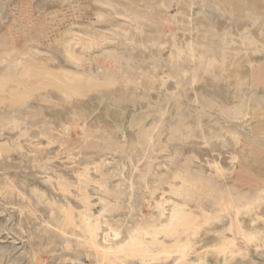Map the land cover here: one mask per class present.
Instances as JSON below:
<instances>
[{"label":"bare ground","instance_id":"6f19581e","mask_svg":"<svg viewBox=\"0 0 264 264\" xmlns=\"http://www.w3.org/2000/svg\"><path fill=\"white\" fill-rule=\"evenodd\" d=\"M73 1L75 0H37L35 9L37 14H41L47 9L49 2L66 5ZM89 1L100 13H96L97 20L76 22L69 32L66 31L67 35L73 38L72 42L65 47L66 55L80 65L86 63L87 53L95 50L96 46L100 47V52L106 57L113 58L112 62L116 66H119L121 57L126 54H129L130 62L146 63L145 54L149 53L152 58L148 64L151 63L154 69L166 68L169 71V77L174 78L173 74H177L186 85L193 88L198 80L200 69L215 67L217 63H220L223 69H227L228 66L235 67V63L229 61L231 59L230 50L235 51L237 56L241 52L249 56L251 53L257 54L264 51L262 46L264 41L255 38L250 33V27L239 32L242 47L232 49L230 42H235L233 38L235 36L231 29L219 30L214 14L206 13L208 26L202 43L188 41L186 48L177 45L173 47L174 51L165 60L162 56L154 55L155 51L165 49L166 43L161 41L164 34L159 31V23L152 18L153 15H159L162 18L169 16V8L165 2L128 0L132 4L145 5V8L132 10L121 0ZM189 1L192 6L200 3L203 9L215 8L229 23L256 21L257 25L264 26V9L259 8L264 5V0ZM16 11L15 0H0V38H3L4 24L14 17ZM169 28L170 35L176 36L179 33L173 26L170 25ZM193 31L192 23L185 26L186 34H191ZM29 33L33 38L34 35L40 33V30L37 25H32ZM260 35L264 37L263 28L260 29ZM216 39L220 40L223 45L216 46L213 41ZM116 48L118 50L114 53ZM141 48L143 52L140 51ZM18 50L17 47L8 43V49L3 53L0 51V64L6 67L18 65L19 57H16ZM29 52L37 56L41 52V45L34 47L29 45ZM181 59H186L188 65L183 66L180 63ZM249 64L255 70V62L251 61ZM19 67V79L25 80L30 77L28 71L30 67L27 68L22 63ZM130 69H132L130 66L125 70L123 68L125 73ZM99 75H107L106 66H102L99 73L89 72L75 77L83 85H87L90 80H99ZM109 82L112 83V80L109 79ZM6 87L4 89H8L10 93L17 91L13 83ZM1 90L0 103L9 102L8 109L10 110L16 106H21L24 110L19 113L7 114L5 112L0 115L2 119L14 124V132H7L0 122V132L3 135L8 134L9 140L5 142L6 145L20 151L29 163L6 161L0 151V214H6V230L9 235H18V239L24 240L28 232L26 233L23 219L33 216L39 219L46 235H51L50 239L60 237L61 243L59 244L68 252L74 253V256L70 258L71 264L81 263L82 257L89 259L90 264H246L252 262L254 256L264 261L263 184L252 188L249 195L244 196L245 198L237 200L230 196L222 204H215L208 196L197 200L183 196L186 184L182 182L181 177L172 179L170 188H166L167 184L163 183L160 185L163 189L159 190V184L149 180L152 173L151 169H148L145 174L140 175L139 183H136L133 177L128 180L126 186L129 191L126 194L125 183H122L125 178L116 172V165L122 156L120 158L117 157L118 155L112 158L107 156L106 159L103 158L104 160L87 158L81 151L86 143L69 144L67 141L58 140V128L54 121L49 119L44 109L26 106L22 101L14 100L9 92ZM72 94L73 97L77 95L75 89ZM197 95L196 100L199 102V97L202 95ZM222 110V112H227L231 109L222 106ZM250 120L249 117L243 123L246 124ZM216 122L221 126V130L212 138L202 132L188 130V123H185L182 129L175 130V137L182 140V145L176 153H189L194 163L203 166L199 174H194L198 180L204 176L213 179L220 178L218 177L220 175H216L217 171L212 176L209 175V171L213 166L228 163L233 159V154L239 152V149L235 150V143L227 140L229 130L226 122L218 118ZM21 123H25V126H21ZM158 126L160 125H157V128ZM28 130L35 134H33L34 140L24 149L21 145L24 140L20 134ZM159 131L154 132L150 137L148 151L145 155L148 163L157 159L159 148L170 153L169 143L161 146L158 144L156 139L160 136ZM185 134H192L197 139L194 138L192 143L188 142L184 138ZM42 139H46L44 143ZM211 139L212 141L209 142ZM217 140L220 142L219 148L213 146ZM54 144L57 145V150L53 148ZM40 145L46 147L42 151L43 159L35 155L34 147ZM63 153L65 156L61 155ZM178 160L175 155L170 154L165 160L160 161L153 177L162 179L164 170L168 166H178ZM244 161H248V158H244ZM102 166L108 174L103 175ZM11 169L19 170L22 174L37 179L44 187L37 183L29 184L17 175L11 174ZM257 170H259L258 167ZM111 177H119V180H113ZM221 180L223 181L222 178ZM225 186L231 187L233 184L226 182ZM112 192L122 196L123 199L112 198ZM228 194L232 195L231 191ZM27 195L35 196L34 204L27 199ZM92 195L99 197L97 202L91 199ZM138 195L144 196L141 205H137L136 202ZM146 201L149 204L143 206ZM95 203L99 205L98 210L95 209ZM43 208L49 213L48 221L40 220L35 214ZM137 208L140 210V216L136 218ZM14 228H18L22 236ZM259 264H264V262Z\"/></svg>","mask_w":264,"mask_h":264},{"label":"rangeland","instance_id":"374dc122","mask_svg":"<svg viewBox=\"0 0 264 264\" xmlns=\"http://www.w3.org/2000/svg\"><path fill=\"white\" fill-rule=\"evenodd\" d=\"M36 1L15 0L17 11L14 17L4 24L3 38H0V41L7 40L20 51H17L19 53L16 56L19 57L18 65L6 67L0 64V81H4L0 82V90L9 92L4 88L13 83L17 91L9 92V94L14 100H20L31 108L44 109L49 119L53 120L58 128L59 141H67L69 144L86 143L81 151L89 159L104 160L103 158L106 159L107 156L108 158L122 156L119 165H116V172L125 178L122 183H125L126 194L129 191L126 186L128 180L133 177L135 182L139 183L140 175L145 174L148 169H151L152 173L149 180L156 181L159 184V190L163 189V186L160 187L163 183L167 184L166 188H170L172 179L181 177L182 182L186 184L183 196L194 200L208 196L215 204H222L230 196L240 200L245 198V195L248 196L252 188L259 184L264 185V51L257 54L251 53L249 56L245 55V52H241L237 56L235 51L230 50L231 59L229 61L234 62L235 67L228 66L227 69H223L220 63H217L215 67L202 68L198 71V80L193 88L186 85L177 74H173L174 78L169 77V71L166 68L154 69L151 63L148 64L152 58L149 53L145 54L146 63L130 62L129 54H126L121 57L119 66H116L112 62L113 58L106 57L104 53L100 52V47L96 46L95 50L87 53L86 63L80 65L66 55L65 47L73 40L66 31L69 32L76 22L96 21V13L99 12L89 0H75L66 5L49 2L45 12L37 14ZM159 1L166 3L169 8V16L162 18L159 15H153L152 17L159 23V31L164 34L161 41L166 43L165 49L155 51L154 55L162 56L165 60L177 45L186 48L188 41L202 43L208 26L206 13L214 14V20L219 30L231 29L235 36L233 37L235 42H230L232 49L242 47L239 32L245 28L250 27V33L258 40L264 41V37L260 35V29H264V26L257 25L256 21L229 23L220 11L215 8L203 9L200 3L192 6L189 0ZM121 2L132 10L145 8L142 3L132 4L128 0H121ZM259 8L264 9V5ZM34 13L35 15H33ZM189 23L193 24L194 31L191 34H186L185 26ZM32 25H37L40 30V33L34 35L33 38L29 33ZM170 25L179 32L176 36L170 35ZM213 41L216 46L223 45L220 40ZM38 44L41 45V52L35 56L29 52V45L34 47ZM262 46L264 47V45ZM117 50L116 48L113 52L116 53ZM140 51L143 52V49L141 48ZM249 61L255 62V70L252 69ZM21 63L25 64L27 68L30 67L28 69L30 77L25 80L18 77ZM180 63L183 66L188 65L186 59H181ZM102 66L107 67V75H99V80H90L87 85H83L75 77L89 72L99 73ZM129 66L132 69L125 73V68ZM109 79L112 80V83L109 82ZM72 89L76 90L75 97H73ZM71 90L72 92H70ZM197 94L204 96L199 97V102L196 100ZM211 99L212 101H210ZM221 105L231 110L222 112ZM9 106V102L2 101L0 115L5 112L7 114L19 113L24 110L21 106L10 110ZM249 117L251 118L250 122L243 123ZM216 118L226 122L229 130L227 140L235 143V150L239 149V152L233 154V159L228 163L213 166L211 169L213 174L209 171L210 176L217 171L216 175H220L218 176L220 178L213 179L204 176L198 180L194 174H199L203 166L194 163L189 153H176L182 145V140L175 137V130L182 129L183 125L188 123V130L202 132L212 138L221 130ZM0 122L7 132H14L12 122L2 118ZM42 123L44 124V122ZM157 125L160 126L157 128ZM21 126H25V123H21ZM155 130H160V136H157L156 139L158 144L161 146L164 143H169L170 153L159 148L157 159L148 163L145 160V155L148 151L150 137L156 132ZM33 134L29 130L20 134L24 140L21 144L24 149L34 140L35 134ZM184 136L191 143L194 138L197 139L192 134ZM8 140V134L3 135L0 132V151L3 158L6 161L15 163L23 161L29 164L20 151L6 145L5 142ZM45 140L42 139L43 143ZM211 141L212 139L209 140V142ZM213 146L219 148L220 142L217 140ZM53 148L57 150V145L54 144ZM34 149L36 157L43 159L42 151L46 147L40 145ZM64 154L61 155L65 156ZM170 154L181 159L178 160V166H168L164 170L162 179H155L153 175L156 174L160 161L165 160ZM244 158H248V161H244ZM10 173L17 175L29 184L37 183L44 187L40 181L22 174L19 170L11 169ZM102 173L103 175L108 174L104 168ZM111 179L119 180V177H111ZM226 182H231L233 186H225ZM227 190L231 191L232 195H229ZM111 197L123 199L122 196L113 192ZM34 198L33 195H27V199L32 201L31 204H34V200H36ZM91 199L97 202L99 197L92 195ZM136 200L137 205H141L144 196L138 195ZM148 204L149 202L146 201L143 206ZM95 205V209L98 210L99 205L96 203ZM40 211L35 214L40 220L48 221L49 213L44 208ZM139 216L140 210L138 209L135 212V217ZM29 217L23 219L26 233L28 232L26 237L23 235L25 238L23 240L18 239V235L8 234L6 214H0V264H71L70 258L74 256V253L68 252L59 244L61 243L60 237L50 239L51 235H46L39 219H35L33 216ZM14 229L22 236L18 228ZM30 233L32 234L30 235ZM263 262L254 256V260L246 264ZM79 264H90V260L82 257Z\"/></svg>","mask_w":264,"mask_h":264},{"label":"crops","instance_id":"0c3cea01","mask_svg":"<svg viewBox=\"0 0 264 264\" xmlns=\"http://www.w3.org/2000/svg\"><path fill=\"white\" fill-rule=\"evenodd\" d=\"M8 41L6 40V41H4V42H1L0 41V51H2V53L4 52V51H6L7 49H8V43H7ZM7 44V45H6ZM1 53V52H0ZM1 55V54H0Z\"/></svg>","mask_w":264,"mask_h":264}]
</instances>
